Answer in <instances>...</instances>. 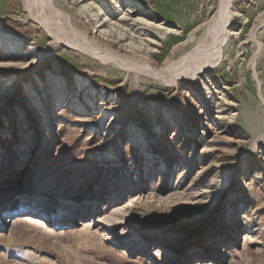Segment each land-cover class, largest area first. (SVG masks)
Segmentation results:
<instances>
[{
	"label": "rangeland",
	"instance_id": "rangeland-1",
	"mask_svg": "<svg viewBox=\"0 0 264 264\" xmlns=\"http://www.w3.org/2000/svg\"><path fill=\"white\" fill-rule=\"evenodd\" d=\"M133 1L0 0V264H264V0Z\"/></svg>",
	"mask_w": 264,
	"mask_h": 264
},
{
	"label": "bare ground",
	"instance_id": "bare-ground-1",
	"mask_svg": "<svg viewBox=\"0 0 264 264\" xmlns=\"http://www.w3.org/2000/svg\"><path fill=\"white\" fill-rule=\"evenodd\" d=\"M103 1L104 2H107L108 5L111 6L112 12L115 13L117 15V17H119V20H121V21L128 20L130 18V16H131V12L132 13H134V12L137 13V12H141L142 11L140 5L138 3H136V2H134L133 0H121V1H123L125 3V6L127 8L128 7L129 8L131 7V9H133V11L129 10L126 13L124 11L121 12V13H119V11L117 10V7L115 6V3H116L117 0H103ZM231 1L232 0H222L221 5H224L225 8H228L229 5H230V3H231ZM141 15H144V19H142L141 21H142V23L144 25L147 24L145 26L153 25V21L148 20L153 15V12L152 11H146L145 13L144 12H141ZM40 189H43L44 191H46L47 194H51L52 191L54 190V189L49 188V187L44 188L43 186H40ZM57 191H67V190H65V189H58ZM39 215H41V214H39ZM36 217L37 218L34 217V218H31L30 220H34V221L35 220H39V221L38 222L37 221L36 222L31 221L29 223V225H35V226L44 225V223L41 222V219L39 218V216H36ZM19 219H23V220H19V221H25L26 220V218H24V217L23 218H19Z\"/></svg>",
	"mask_w": 264,
	"mask_h": 264
}]
</instances>
